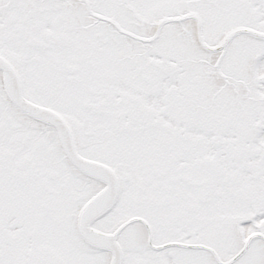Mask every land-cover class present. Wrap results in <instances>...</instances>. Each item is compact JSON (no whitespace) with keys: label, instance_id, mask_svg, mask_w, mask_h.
Here are the masks:
<instances>
[{"label":"flooded vegetation","instance_id":"af4514ba","mask_svg":"<svg viewBox=\"0 0 264 264\" xmlns=\"http://www.w3.org/2000/svg\"><path fill=\"white\" fill-rule=\"evenodd\" d=\"M0 264H264V0H0Z\"/></svg>","mask_w":264,"mask_h":264},{"label":"water","instance_id":"95a60500","mask_svg":"<svg viewBox=\"0 0 264 264\" xmlns=\"http://www.w3.org/2000/svg\"><path fill=\"white\" fill-rule=\"evenodd\" d=\"M1 63V62H0ZM2 68V66L0 65V69Z\"/></svg>","mask_w":264,"mask_h":264}]
</instances>
